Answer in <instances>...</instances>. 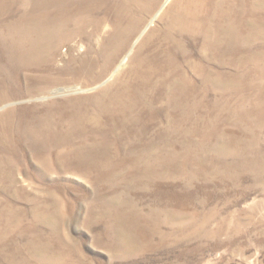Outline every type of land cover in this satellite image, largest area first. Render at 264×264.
I'll return each mask as SVG.
<instances>
[{"label":"rangeland","instance_id":"obj_1","mask_svg":"<svg viewBox=\"0 0 264 264\" xmlns=\"http://www.w3.org/2000/svg\"><path fill=\"white\" fill-rule=\"evenodd\" d=\"M250 1L247 20L239 19L244 27L234 25L241 38L227 44L235 65L203 51L195 32L155 59L162 66L171 52L187 70L186 62L199 56L221 72L210 80L222 85L196 91L187 85L183 93L200 103L198 111L176 118L188 132L181 136L170 134L160 86L137 122L119 125L105 113L104 130L92 121L81 124L82 110L105 99L107 112L114 84L145 39L152 48L162 45L170 3L155 17L163 0L148 15L141 2L112 0L97 34L94 25L81 36L66 31L46 38L50 31L43 28L65 26L55 16L62 4L0 0V70L12 73L0 76L12 96L0 104V210L14 216L13 226L0 228V264H264V0ZM250 29L260 36L245 44L242 32ZM16 45L22 62L33 54L21 70L10 58ZM146 55L144 48L139 56ZM107 60L110 70L99 83L80 76L91 62L99 72ZM72 69L77 79L66 86L72 89L63 88L67 83L41 88V77L64 81ZM30 85L38 93L20 96ZM58 114L69 116L65 124Z\"/></svg>","mask_w":264,"mask_h":264},{"label":"bare ground","instance_id":"obj_2","mask_svg":"<svg viewBox=\"0 0 264 264\" xmlns=\"http://www.w3.org/2000/svg\"><path fill=\"white\" fill-rule=\"evenodd\" d=\"M47 5H57L58 3L62 4L59 7V10L55 13L56 18L61 22L64 23L65 26L61 25V28H56L54 31L43 28L42 31L47 32L45 33L46 38H50L56 33V38H61L63 33L66 31H73L75 35L81 36L83 35L84 28L88 26L98 25L94 30V34H97L103 26L104 22L106 21V17L110 15L111 12V3L112 0H45ZM137 2H141V8L145 10L147 15L150 13L149 11L154 8L156 5V0L152 3L136 0ZM161 0H157L159 2ZM115 3V0H113ZM166 3H170V8L164 11L163 16L167 19L166 26L164 31L161 33V42L162 45L160 47L151 46V38L145 39L135 50L133 57L131 58L132 66L121 73V76L118 77L117 82L114 84V87L117 89L115 90L114 96L110 98L108 101V110L106 112V102L105 99L102 103L100 102L97 106L94 107L93 110L87 112V110H82L87 112L86 114L83 112L84 115L83 121L81 124H86L87 121H92L93 125L96 129L99 128L104 130V122L101 120L100 115L105 114L109 119L115 117L118 121L119 125H122L125 120H135L137 122V112L140 108H150L152 101L149 100V95L153 93V91L159 87H164L165 90V97L166 103L169 105L168 112L166 114V121L169 123V130L170 134H177V135H187V130L183 127L182 122L176 121V118L179 121H182L186 115H189L193 110L199 109L198 105L200 103L199 99H193L194 101L191 102V99H188V94L185 95L183 92L185 91L188 84L194 85L192 86V90H197L201 88L205 84L210 85H219L221 82L219 79L216 81H212L211 77L216 75H221L220 71H214L205 67L200 57L196 60L186 62L187 66L184 70L183 65L178 62V60L171 56V52H168L166 57L162 56L164 59V64L162 66L155 65L154 61L158 57H161L160 53H165V50L171 49L172 45L178 44L181 42V39L187 36H193V34L197 33L196 36L201 38V43L203 47V51H208L213 53L211 55L215 58H220V61L223 59H227L225 64L227 65H235L234 60H236V56L232 54L227 48V44L230 43L229 39H240L239 33L234 25L242 28L244 25L242 24L241 20L244 22L247 20V16L249 15L248 11L251 5L250 0H163L160 8L156 11L154 16L156 17L158 13H160L165 6ZM73 8V11H70L69 8ZM47 8V7H45ZM44 8V9H45ZM140 8V11H141ZM48 11V10H47ZM154 16L150 19L151 22ZM49 17V13L45 14V18ZM241 19V20H239ZM138 22H143L142 19H139ZM132 20L130 25H137ZM68 23V24H67ZM101 23V24H100ZM49 24L47 21H43V24ZM67 24V25H66ZM70 24L72 26H70ZM100 24V25H99ZM149 23L147 22L146 25ZM68 26V27H67ZM246 27V26H245ZM70 28V29H67ZM21 31L27 32V29H21ZM34 32V31H33ZM32 32V33H33ZM195 32V33H194ZM154 33V31H152ZM243 37L245 38V44L251 43L254 39H258L260 35H256V32L253 30H244L242 32ZM126 36H129V31L126 33ZM25 39H34L33 34L31 37ZM153 45V44H152ZM180 45V44H179ZM178 45V46H179ZM144 48L149 51L150 55H146V57H140L139 54H142ZM169 48V49H168ZM178 48V47H177ZM55 50V47H54ZM53 50V52H54ZM175 50V49H174ZM200 51V50H199ZM185 52V51H184ZM15 53V54H13ZM11 55V60L15 63L16 69L21 70L26 68L24 64H32L30 62V58H33V54L25 55L26 62H22V54L20 47H17L13 50ZM175 53V52H174ZM168 56V58H167ZM204 55H201V58ZM210 56V58H212ZM252 53L250 56H244V59L251 58ZM209 57V55H208ZM259 57V56H258ZM126 58L123 57L122 60L117 64L115 67V71L120 69L123 66V60ZM185 58V57H184ZM109 60V59H108ZM106 61L103 69L99 72H94L93 70V62L89 64V66L80 73V76L88 75V80L90 81L93 77L94 80L90 81L92 83H99L105 74L110 70L111 63ZM112 60V59H110ZM205 60V59H204ZM134 64V65H133ZM222 66V63H219ZM173 66H175L173 68ZM182 66V67H181ZM184 66V67H185ZM218 67V66H217ZM167 71V72H166ZM190 71V73H188ZM3 71L0 70L1 77H9L12 73H9L7 76L2 73ZM225 73V72H224ZM192 74L196 75V80L192 81L191 76ZM158 76H161V79H157ZM211 76V77H210ZM13 77V76H12ZM218 77V76H217ZM47 78L48 80H46ZM77 79V73L75 69L69 71L66 80L61 81L56 77H41L42 89L47 90L50 87L60 85V83H67L64 85L63 88L70 85L71 83L75 82ZM206 79V80H205ZM195 82V83H194ZM213 82V83H212ZM166 84L168 86H166ZM222 85V84H221ZM225 85V84H224ZM1 92H0V104L6 101L11 100L12 96L10 93L7 92V89L3 91V83H0ZM74 86V85H73ZM72 87V86H71ZM228 87V86H227ZM62 88V89H63ZM213 88V87H212ZM67 90L72 88H66ZM59 90V88L57 89ZM76 90V89H75ZM200 90V89H199ZM37 89L30 86H26L23 89L22 94L24 95H33L36 94ZM18 93L17 95H19ZM187 96V97H186ZM96 110V112H93ZM176 110V111H175ZM93 112V113H92ZM136 112V115H135ZM12 111H8L5 116L10 117ZM92 113V114H91ZM59 117L62 119L59 122L63 125L65 124V120L69 117L68 115L61 116L58 114ZM90 115L94 116V119H90ZM99 117V119H98ZM106 121V120H105ZM185 121V120H184ZM63 122V123H62ZM178 122V123H177ZM141 123V122H139ZM12 124L7 123L6 128L3 131V135H7L9 128H11ZM98 128V129H99ZM119 136V135H117ZM123 136V135H122ZM110 151V150H109ZM93 153H100V155L105 154L106 152L101 150V152H97V150ZM107 168V167H106ZM5 213H9V209L6 211L0 210V228L3 226L2 229L4 231L8 230L9 225H12L14 217L13 214L10 216V213L7 215H3ZM5 233H0L2 236Z\"/></svg>","mask_w":264,"mask_h":264}]
</instances>
